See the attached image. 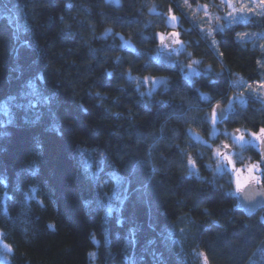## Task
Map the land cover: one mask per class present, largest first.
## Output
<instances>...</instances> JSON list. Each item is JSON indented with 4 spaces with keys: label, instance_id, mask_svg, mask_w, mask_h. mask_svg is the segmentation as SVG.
I'll return each mask as SVG.
<instances>
[{
    "label": "trees",
    "instance_id": "1",
    "mask_svg": "<svg viewBox=\"0 0 264 264\" xmlns=\"http://www.w3.org/2000/svg\"><path fill=\"white\" fill-rule=\"evenodd\" d=\"M228 13L0 0V264H264V212L239 207L215 156L230 132L264 128V39L238 35H264V16ZM172 32L178 55L159 38ZM236 92L246 103L213 123Z\"/></svg>",
    "mask_w": 264,
    "mask_h": 264
},
{
    "label": "rangeland",
    "instance_id": "2",
    "mask_svg": "<svg viewBox=\"0 0 264 264\" xmlns=\"http://www.w3.org/2000/svg\"><path fill=\"white\" fill-rule=\"evenodd\" d=\"M119 0H113V2L117 3ZM220 1H224L226 4L227 9L229 10V13H232V17H235V20L232 21L233 19H229L228 21H230V24H237L240 21H244V20H249V18L253 17V16H264V4H260L259 0H234V3L229 6L227 4V0H220ZM247 5V7L244 9V11H241V7L243 5ZM254 9V11H248V9ZM175 16V20H172V25L173 26H177V23L179 21V17L176 15ZM231 17V18H232ZM239 38L241 40H245V39H255L256 41L262 40L264 39V35L263 34H255L253 32H247L244 33L242 35H239ZM175 39H179V37L177 36ZM263 43V42H262ZM163 47L164 50L167 52H173V54L178 55L179 52H181V48L182 43L180 41V43H175L174 42V38L170 37L169 35H165V42L163 43ZM264 45V43H263ZM197 62V61H196ZM153 82V86L156 87L160 82L161 79L159 78H155V79H151ZM148 83V81H146ZM261 84H264V82L261 83H256L254 84L252 87V96L255 97H262L264 96V87H260ZM248 100L247 95H240L239 92H236V94L232 95V97L230 98V100L225 103L222 104L224 105L226 111L228 113H231L233 111H235L237 108H239L238 106L240 105H244L246 103V101ZM221 104V103H220ZM217 112H216V120L217 119ZM215 120V121H216ZM253 133H260V130L255 132V131H246V130H239L236 135L235 133L232 131L229 133V141L224 143V147L223 148H219L221 153L226 154L227 156L232 158L233 163L230 164L228 163L227 160H225L223 158V156L218 155L217 154V150L215 151V156L216 159L219 163L218 167L220 166L219 172H223V171H230L233 174V182H234V194L235 196L238 198L240 195V192L243 190H248L250 193L255 194L259 189H261V185H262V177L264 172H262L261 169H263L262 166V162H261V169H258L255 172L256 176L260 177V182L257 181H250L247 180L246 177L248 175L247 171H246V166L257 161V160H252L250 159V157H248L246 155V148L249 146H256L258 149L260 147V143L261 140L257 139L256 137H254L252 134ZM243 137V139L241 140L240 137ZM227 145V147H226ZM227 148H232V151L229 153L227 152ZM233 164L235 165L236 168H240L242 170L243 175L241 176V186L238 188L237 184H236V174L233 171ZM96 253H92L91 257L93 259V264H98L96 262Z\"/></svg>",
    "mask_w": 264,
    "mask_h": 264
},
{
    "label": "snow or ice",
    "instance_id": "3",
    "mask_svg": "<svg viewBox=\"0 0 264 264\" xmlns=\"http://www.w3.org/2000/svg\"><path fill=\"white\" fill-rule=\"evenodd\" d=\"M259 2H260V4H264V0H259ZM185 3H187V0H185ZM233 3H234V0H227V4H228L229 6H231ZM246 7H247V5L245 4V5H243V6L241 7L240 10H241V11H244V9H245ZM248 11H254V9L249 8ZM228 15H229L230 17H232V13H228ZM171 18H172V20H175V16H172ZM232 19H233V21H234V20H235V17H232ZM168 35H169L170 37L174 38V42H175V43H180V41H179L178 39H175V38L178 36V33H176V32H172V33H169ZM238 35H242V34H238ZM159 38H160L161 43L163 44V43L165 42V36H164L163 34H160ZM213 42L215 43V41H213ZM258 63H259V62H258ZM109 75H111V74H109ZM30 87H32V94L35 95V94H36L35 86H34V85H30ZM260 87H264V84H261ZM10 99H13V100H14L15 98L12 97V98H10ZM45 102H47V99H45ZM3 111H4L5 113L7 112V107H6V106L4 107ZM215 120H216V109L214 108V109L212 110V121H213V123H215ZM237 131H239V130H237ZM252 135H253L254 137H256L257 139L261 140L262 142H264V128H262V129L260 130V133H253ZM240 139L242 140L243 137L241 136ZM226 147H227V145H226ZM217 154L223 156V158H224L225 160H227L228 163H230V164L233 163L232 158L229 157V156H227V155L224 154V153H221L219 149H217ZM261 161H264V156L261 157V160H257V161H255V162H253V163H251V164H249V165L246 166V171H247V173H248V175H247V177H246L247 180H250V181L254 180V181L260 182V177H259V176H256V175H255V172H256L258 169H261ZM189 163L192 164L193 166L195 165V162L192 161L191 158H189ZM261 170H262V172H264V169H261ZM233 171H234L235 174H236V184H237V187L239 188V187L241 186V176L243 175L242 170H241L240 168H236L235 165L233 164ZM115 179H116V181H117V184H119V183L122 182L121 178H115ZM113 198H116V197H115V193H114V196H113V197H110L109 199H113ZM121 203H122V201H121ZM112 211H113V209H112L111 205H109V207H108V212H109V214H110ZM5 247L8 248L9 251L11 250V249H10V246L5 245Z\"/></svg>",
    "mask_w": 264,
    "mask_h": 264
},
{
    "label": "water",
    "instance_id": "4",
    "mask_svg": "<svg viewBox=\"0 0 264 264\" xmlns=\"http://www.w3.org/2000/svg\"><path fill=\"white\" fill-rule=\"evenodd\" d=\"M216 112L218 119L220 121L225 120L229 113L226 111L224 105L219 104L216 107ZM238 131H236L237 133ZM232 148H227V152H231ZM259 151L261 157L264 156V142L261 141ZM262 162V166L264 169V161ZM238 199L239 207L245 211L247 216H252L257 214L259 211L264 210V190L259 193V196H254L246 191H241Z\"/></svg>",
    "mask_w": 264,
    "mask_h": 264
},
{
    "label": "flooded vegetation",
    "instance_id": "5",
    "mask_svg": "<svg viewBox=\"0 0 264 264\" xmlns=\"http://www.w3.org/2000/svg\"><path fill=\"white\" fill-rule=\"evenodd\" d=\"M264 190V186H263V184L261 185V189H259L255 194H253V193H250L248 190H243V191H246V192H248V193H250V194H252V195H254V196H259V193L261 192V191H263ZM259 212H264V210H261V211H259ZM258 212V213H259Z\"/></svg>",
    "mask_w": 264,
    "mask_h": 264
}]
</instances>
